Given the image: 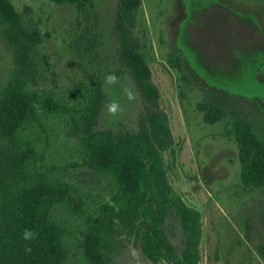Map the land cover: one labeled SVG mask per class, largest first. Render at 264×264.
<instances>
[{
  "label": "rangeland",
  "instance_id": "obj_1",
  "mask_svg": "<svg viewBox=\"0 0 264 264\" xmlns=\"http://www.w3.org/2000/svg\"><path fill=\"white\" fill-rule=\"evenodd\" d=\"M11 1L24 25L40 38L32 45L28 73L32 86L61 96L73 83L112 74L116 83L103 84L106 104L99 126L136 131L145 102L118 57L115 17L120 0H91L84 13L76 5L50 0ZM142 2L152 45L146 53L175 140V156L165 154L169 182L189 206L203 214L202 264H264V187L243 186L238 148L226 131V122L208 125L201 111L207 104L226 113L241 111L264 139V0ZM95 35L98 45L92 56L89 47ZM176 57L183 72L175 67ZM18 75L28 76L17 65L15 50L0 29V99L3 87ZM113 103L117 105L114 113L109 111ZM50 123L49 130L55 123L60 138L66 137L59 120ZM61 144L56 146L57 153H47H53L58 165L65 164ZM62 176L84 193L88 211L102 202L107 181L98 175L69 169ZM57 216L71 221L80 236L81 220L64 209ZM164 229L174 245L183 244L182 227L173 214ZM117 238L121 245L113 254L115 264H154L139 245ZM70 245L74 250L70 264H84L74 239Z\"/></svg>",
  "mask_w": 264,
  "mask_h": 264
},
{
  "label": "trees",
  "instance_id": "obj_2",
  "mask_svg": "<svg viewBox=\"0 0 264 264\" xmlns=\"http://www.w3.org/2000/svg\"><path fill=\"white\" fill-rule=\"evenodd\" d=\"M50 1L76 5L83 13L91 3ZM0 29L15 50L17 65L28 75L9 80L1 91L0 264H70L73 239L84 264H115L113 254L121 245L118 236L139 245L154 264H202L203 214L189 206L169 182L165 154L175 156V140L146 53L152 45L142 0H120L115 17L119 60L145 102L136 131L100 128L106 77L73 83L61 96L32 86V45L40 38L24 25L11 0H0ZM97 45L95 35L89 47L92 56ZM180 61L175 58V67L183 72ZM201 111L208 125L226 122V131L238 148L243 186L263 188L264 139L245 114L236 109L226 113L211 104ZM52 120H59L65 138H60L55 123L53 130L47 128ZM52 133L53 141L49 140ZM58 143H62L64 165H58L53 153L47 154L57 153ZM69 169H86L107 181L105 196L93 212L86 209L84 193L64 180L62 175ZM62 209L83 222L80 236L71 221L57 216ZM170 214L182 227L180 247L165 233ZM25 230L34 232L35 239L25 240ZM261 250L264 254L263 246Z\"/></svg>",
  "mask_w": 264,
  "mask_h": 264
},
{
  "label": "clouds",
  "instance_id": "obj_3",
  "mask_svg": "<svg viewBox=\"0 0 264 264\" xmlns=\"http://www.w3.org/2000/svg\"><path fill=\"white\" fill-rule=\"evenodd\" d=\"M105 83H106V85L115 84L116 83V77L115 76H111V75L107 76L105 78ZM131 98H132L131 94H129V99H131ZM116 110H117V105L115 103H113V104H111L109 106V111L110 112L114 113ZM35 236H36V234L34 232H32L30 230H25L23 238L25 240H29V239H35Z\"/></svg>",
  "mask_w": 264,
  "mask_h": 264
}]
</instances>
